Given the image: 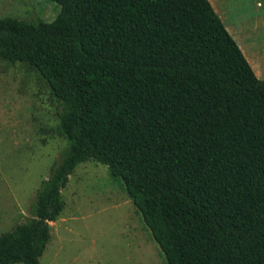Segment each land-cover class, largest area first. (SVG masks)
Instances as JSON below:
<instances>
[{"label": "trees", "instance_id": "trees-1", "mask_svg": "<svg viewBox=\"0 0 264 264\" xmlns=\"http://www.w3.org/2000/svg\"><path fill=\"white\" fill-rule=\"evenodd\" d=\"M0 19V60L59 102L67 147L0 235V264H41L76 168L122 180L168 264H264V80L209 0H52Z\"/></svg>", "mask_w": 264, "mask_h": 264}, {"label": "rangeland", "instance_id": "rangeland-1", "mask_svg": "<svg viewBox=\"0 0 264 264\" xmlns=\"http://www.w3.org/2000/svg\"><path fill=\"white\" fill-rule=\"evenodd\" d=\"M236 1L257 17L264 7ZM61 11L52 0H0V19L51 23ZM61 106L32 66L0 60V235L29 217V206L67 141L59 134ZM65 209L51 224L41 264H168L121 179L93 160L79 165L62 192Z\"/></svg>", "mask_w": 264, "mask_h": 264}, {"label": "crops", "instance_id": "crops-1", "mask_svg": "<svg viewBox=\"0 0 264 264\" xmlns=\"http://www.w3.org/2000/svg\"><path fill=\"white\" fill-rule=\"evenodd\" d=\"M209 1L239 45L257 77L260 80H264V38H258L254 34L258 24L257 17L252 18L248 13L236 7V1L241 0ZM255 1H258V7H264V0H253V2Z\"/></svg>", "mask_w": 264, "mask_h": 264}]
</instances>
